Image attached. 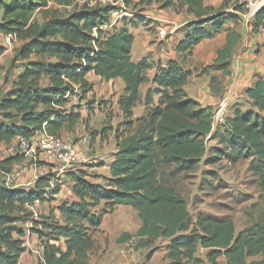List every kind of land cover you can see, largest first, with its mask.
I'll return each instance as SVG.
<instances>
[{
	"label": "trees",
	"instance_id": "1",
	"mask_svg": "<svg viewBox=\"0 0 264 264\" xmlns=\"http://www.w3.org/2000/svg\"><path fill=\"white\" fill-rule=\"evenodd\" d=\"M231 2L223 0L221 9L215 11L206 6V0H112L106 6L96 0H0L3 35L23 36L35 13L50 5L72 10L29 37L21 58L25 61L34 55L38 61L28 63L18 75L17 87L1 101L0 145L18 136L31 138L43 131L62 136L74 129L82 115L76 107L67 111L68 96L83 101L92 94L90 74L124 83L118 106L126 118L125 130L116 131L118 151L109 176H100L104 183L94 184L80 168L65 173L73 198L58 207L61 218L39 216L29 229L44 248L40 264H91L97 248L95 234L104 218L119 206L137 213L141 221L137 236L147 245L169 240L167 264H219L222 257L226 264H264V80H256L246 90V111L237 108L223 125L214 127L215 109L204 107L185 90L191 71L173 60L166 67L149 58L137 63L132 60L135 37L130 29L147 22L143 14L152 5L195 17L184 27L185 37L176 48L181 55H191L202 42L225 31L228 23L239 25L245 6L236 1L233 12H227ZM131 7L139 10L133 20L123 17L120 28L112 24L113 14ZM263 29L264 6L254 16L251 32L257 35ZM240 41L236 30L229 31L227 46L218 52L212 68L228 75L232 53ZM2 52L0 47V55ZM154 69L151 78L149 72ZM43 79L48 81L47 87H33ZM146 84L152 86L143 99L141 88ZM143 103L147 115L135 122L134 110ZM18 157L0 160V174L12 172L7 169ZM223 159L234 164L249 160V170L261 191L260 201L253 205L251 225L240 233L229 217L199 214L194 219L178 189L181 177L197 172L203 163L212 165ZM50 180L42 176L29 189L7 187L0 180V204L32 206L53 200L61 185L57 183L48 194ZM18 221L2 216L0 228ZM14 231L20 234L19 240L12 239ZM129 238L127 235L123 241ZM24 239L16 228L0 233V243L12 251L0 263L17 264ZM201 249L207 251L206 259L197 256Z\"/></svg>",
	"mask_w": 264,
	"mask_h": 264
},
{
	"label": "rangeland",
	"instance_id": "2",
	"mask_svg": "<svg viewBox=\"0 0 264 264\" xmlns=\"http://www.w3.org/2000/svg\"><path fill=\"white\" fill-rule=\"evenodd\" d=\"M96 3L106 6L111 4L112 0H96ZM245 10L246 13L243 15L253 19L251 10L248 7H245ZM70 11L72 10L50 5L48 8L40 9L35 13L29 29L23 36L12 35L13 38L8 45L0 37V45H3L1 47L3 52L0 55V124L4 122L1 110L2 99L8 92L17 87L18 75L26 70L28 63L38 61L34 55H31L30 59L25 61L21 58L25 46L31 40L29 37L34 32H39L42 28H45L49 22L64 18ZM136 13H139V10L131 7L125 13L113 14L111 22L120 28L123 24V17L127 18L128 21L133 20ZM146 20V24H140L135 32V56L137 52L143 50L146 38H151L150 40L154 44L158 40L167 42L172 37L167 31L165 39H161L159 26L151 19L147 18ZM149 76L152 78L153 73L149 72ZM89 81L94 85V90L92 94L86 96L85 100L80 101L78 96H68L67 111L70 112L72 107H76L75 111L81 113L82 120L74 129L65 131L63 134L72 135L75 147L80 154V161L75 166L88 173V181L94 184H103L104 181L100 176H109L110 165L118 151L116 131L120 130L122 132L125 130L123 124L126 118L118 106V100L121 96L120 94L124 92V90L122 92L124 86L122 87L121 79L110 85L107 81L96 78L93 73L89 77ZM47 86L48 81L43 79L42 82L34 84L33 87L41 89ZM151 86V84L142 86L141 94L143 99ZM241 105L249 108V106H246V100ZM147 112L144 103L139 105L134 110V121L136 122L138 118L147 115ZM210 145L214 146L215 143L212 142ZM3 149V151H0V160L18 155V149L15 146H11V144L3 146ZM22 162L23 158L19 156L16 162L7 169V172L10 170L12 172L0 174L1 182H5L7 187H12L18 182L19 177L14 176L20 173ZM26 165L29 168L31 164L27 163ZM37 166L40 168L46 165L39 162ZM249 168V160L234 164L223 159L212 165L203 163L197 172L187 177H181L178 189L187 200L188 208L193 218L196 219L199 214L210 215L215 218H232L237 233L249 227L253 218V205L257 204L261 199V191L257 185L256 178ZM42 174L46 176L44 172ZM47 176L52 178L55 175ZM61 180L57 183L61 185L62 193L61 197L59 199L56 198V200H69V186L66 182H61ZM47 197L50 198L49 195ZM45 202H36L32 206L0 204V217L5 216L19 220L10 226L1 227L0 233L7 234L8 228H16L22 232L23 236H26L35 218L54 215L50 202ZM35 206H39V210ZM40 212H42L41 215ZM103 223L105 226L104 231L97 232L98 234L96 233L95 235L98 238V248L105 250V252L100 257V260H98V253H92L91 264L168 263L166 248L169 240L159 239L153 244L147 245L146 240L140 239L137 236V232L141 227V221L132 208L117 207L114 213L104 218ZM127 235L130 238L127 241H123ZM12 239L19 240L20 234L15 232ZM22 249L23 251L17 264H40L39 258L30 250H27L24 244ZM11 255L12 251L6 245L0 243V260ZM206 255L207 251L203 249L199 250L197 254L202 259H206ZM221 260L219 264H225L223 261L224 257Z\"/></svg>",
	"mask_w": 264,
	"mask_h": 264
},
{
	"label": "crops",
	"instance_id": "3",
	"mask_svg": "<svg viewBox=\"0 0 264 264\" xmlns=\"http://www.w3.org/2000/svg\"><path fill=\"white\" fill-rule=\"evenodd\" d=\"M236 1L238 0H232L227 12H233L232 3ZM222 5L223 0H206V6L213 8L215 11H219ZM144 13L147 14V16L143 14L146 19L148 18L154 21L159 28H165L169 31V35L172 37L167 42L158 40L157 43L154 44H152L153 42H151V38H146L144 40L143 50L137 52L135 56V32L138 29L131 28V33L135 37L132 48V60L134 62L137 63L145 58H149L151 61L161 64L162 67H166L169 61H177L183 69L193 73L187 86L185 87V90L190 98L200 102L204 107L211 106L216 110L221 100L228 96L229 107L226 112V117H232L237 108H240L243 111L248 109L247 107H243L241 105L242 102L246 100V90L251 88L256 80H264V29L257 35L253 34L251 32L253 19H249L247 15L240 14L241 20L238 26H235L234 23H228L225 26V31L216 34L212 39L202 42L195 48L191 55H181L176 50L177 45L185 37L184 27L188 23L194 21L195 17L187 14L186 12L177 13L172 8L161 10L156 4L149 7ZM1 18L2 10L0 9V20ZM233 30H236V32L241 36V41L232 53L228 69L230 73L228 75H224L222 70L212 68V66L217 59L218 52L227 46L228 32ZM5 36L7 35L0 33V37H2L3 40ZM2 46L3 45H0V47ZM151 73H153L154 76L156 69L152 70ZM91 75L92 74H90L89 77ZM119 80L120 79H115L107 83L113 85ZM123 86L124 83L122 84V87ZM123 90L124 89H122V92ZM120 95H122V93ZM246 104V106H248L247 102ZM6 145L7 144L5 143L1 144V146ZM42 172H44L45 175H56L57 170L50 165H46L39 168L38 173L40 174V177L44 176ZM35 177L36 176L33 171L26 172L21 175V177H17L18 182L12 187L22 189L34 187ZM61 179V182H66L69 186L68 199L71 200L73 196L70 189V181L65 174L61 175ZM61 193L62 190L54 197L55 200L47 199L45 202H50L51 210H54V216H56L57 219L61 218L58 207L62 204V202H64V200H56V198L59 199V197H61ZM36 207L37 210H39V206H35V208ZM48 212H46V214H48ZM41 214L42 212H40V215ZM104 227L103 223L98 232L104 231ZM95 239L96 241L98 240L97 235H95ZM32 241L36 246L40 244L38 237L34 234H32ZM104 252L105 250L98 248L97 241V248L93 254L98 253V260H100V257ZM220 260L221 258L219 259V263ZM223 261L225 264L227 263L225 258Z\"/></svg>",
	"mask_w": 264,
	"mask_h": 264
},
{
	"label": "built area",
	"instance_id": "4",
	"mask_svg": "<svg viewBox=\"0 0 264 264\" xmlns=\"http://www.w3.org/2000/svg\"><path fill=\"white\" fill-rule=\"evenodd\" d=\"M237 3L248 7L254 18L262 5H264V0H238ZM159 34L161 39H165L167 30L165 28H160ZM12 38V35L4 37L6 45L10 44ZM228 107L229 97L227 96L221 100L214 112V127L224 124ZM8 144L15 146L18 149V156L23 158L22 167L19 165L21 171L19 174L13 175L14 177H20L26 172L33 171L36 176V183L40 178V174L38 173L39 167L37 166L39 162L50 165L57 170L56 175L49 181L48 194L55 188L57 182L61 179V175L74 171L77 168L75 165L81 158L75 147L72 135L52 136L43 131L37 132L31 138L18 136ZM1 150L3 151L4 149L3 146L0 145V151ZM27 163L31 164L29 168H27ZM24 245L27 250H30L39 258L40 262H44V248L40 244L38 246L35 245L32 241L30 231L25 236Z\"/></svg>",
	"mask_w": 264,
	"mask_h": 264
}]
</instances>
